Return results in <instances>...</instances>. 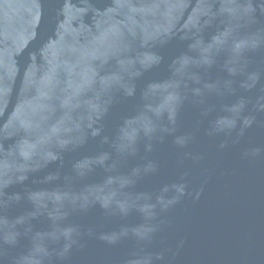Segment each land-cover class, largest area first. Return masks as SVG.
I'll return each mask as SVG.
<instances>
[{"label":"water","instance_id":"1","mask_svg":"<svg viewBox=\"0 0 264 264\" xmlns=\"http://www.w3.org/2000/svg\"><path fill=\"white\" fill-rule=\"evenodd\" d=\"M0 264H264V0H0Z\"/></svg>","mask_w":264,"mask_h":264}]
</instances>
